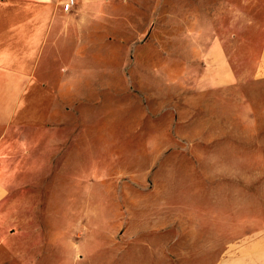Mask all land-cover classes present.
Segmentation results:
<instances>
[{
  "label": "rangeland",
  "instance_id": "rangeland-1",
  "mask_svg": "<svg viewBox=\"0 0 264 264\" xmlns=\"http://www.w3.org/2000/svg\"><path fill=\"white\" fill-rule=\"evenodd\" d=\"M250 1H74L67 22L77 27L65 30V55L45 77L61 97L64 119L53 129L65 141L34 204L17 206L32 210L35 229H50L35 238L44 245L34 264H196L213 255L209 247L242 243L264 226L250 212L264 209V167L244 172L250 156H218L232 140L207 142L217 126L202 123L220 110L186 103L215 60L213 42L233 64L235 36L249 30L241 27L264 22ZM257 96L264 106V92ZM226 109L227 133L254 129L245 123L251 104ZM235 163L240 172L229 171Z\"/></svg>",
  "mask_w": 264,
  "mask_h": 264
},
{
  "label": "crops",
  "instance_id": "crops-1",
  "mask_svg": "<svg viewBox=\"0 0 264 264\" xmlns=\"http://www.w3.org/2000/svg\"><path fill=\"white\" fill-rule=\"evenodd\" d=\"M69 1L0 0V264H34L35 248L44 245V241L38 243L35 238L50 234V229L34 228L31 209L20 214L17 206L34 204L33 190L47 184L50 157L58 151L60 154L65 141L53 129L64 119L61 97L45 77L50 60L58 54L65 55V30L77 27L67 22L64 4ZM249 4L253 9L264 10V0H251ZM241 28L249 30L235 36L234 63L229 61L221 42L214 41L215 60L205 61L198 84L186 103L187 109L196 103V109L220 110L202 123L217 126L212 132L207 128V142L221 145L232 140L226 147L221 145L216 154L231 153L237 160L250 156L254 159L251 169L244 165V172H257L264 167L258 164L264 156V146L258 143L264 142V134L258 133L264 125V106H259L261 99L257 96L264 92V22L251 20ZM238 101L251 104V113L245 120L254 126L249 134H229L224 129L228 124L225 110ZM255 108L261 112L256 113ZM252 141L257 144L246 143ZM239 167L235 163L229 171L240 172ZM250 212L258 221L264 220V209L253 207ZM174 226L170 222V229ZM196 229L191 228L192 235L199 234ZM225 233L223 238L227 237ZM239 233L242 236L240 226ZM241 241L228 248L209 247L204 251L211 250L213 255L196 260V264H206L211 259L208 264H264V226L255 227Z\"/></svg>",
  "mask_w": 264,
  "mask_h": 264
},
{
  "label": "built area",
  "instance_id": "built-area-1",
  "mask_svg": "<svg viewBox=\"0 0 264 264\" xmlns=\"http://www.w3.org/2000/svg\"><path fill=\"white\" fill-rule=\"evenodd\" d=\"M73 4H74V1L73 0H70L69 2H66L64 4V10L66 12L70 11L72 9Z\"/></svg>",
  "mask_w": 264,
  "mask_h": 264
}]
</instances>
